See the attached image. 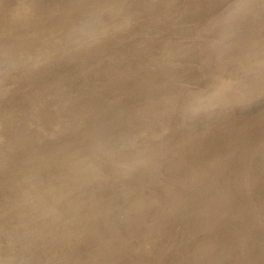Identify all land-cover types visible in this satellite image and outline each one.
<instances>
[{
	"label": "rangeland",
	"instance_id": "1",
	"mask_svg": "<svg viewBox=\"0 0 264 264\" xmlns=\"http://www.w3.org/2000/svg\"><path fill=\"white\" fill-rule=\"evenodd\" d=\"M231 1L0 0V188L32 176L34 167H15L19 159L53 161L43 184L80 160L74 170L87 175L85 185L123 176L108 190V212L85 199L56 208L48 196L3 188L0 264H264V145L257 148L264 143V15L232 26L221 41L216 23ZM263 5L239 0L234 12L241 20L245 7ZM208 9L210 25L196 33ZM238 42L243 63L234 69L222 55ZM91 109L123 123L47 128ZM38 132L48 136L40 154ZM172 154L185 170L178 178L165 163ZM135 169L143 179L132 184ZM199 170L224 176L195 179ZM204 183L206 193L197 195ZM183 189L193 190L191 198ZM183 202L189 215L197 211L192 222L177 218ZM172 225L184 228L171 237L176 246H151Z\"/></svg>",
	"mask_w": 264,
	"mask_h": 264
},
{
	"label": "bare ground",
	"instance_id": "2",
	"mask_svg": "<svg viewBox=\"0 0 264 264\" xmlns=\"http://www.w3.org/2000/svg\"><path fill=\"white\" fill-rule=\"evenodd\" d=\"M242 1H244V0H241V2ZM4 2H5V0H2L1 5H4ZM246 2H245V4H246ZM238 3H239V0H232L225 7H223L222 10L220 9L221 11H223V16L218 21V23H216V25H218V29H217V32L216 33L218 35L217 38L220 39L221 41H225V40L228 39L227 36L230 34L229 32L232 31V28H233L232 26L238 25L240 22L242 24L249 23V22L254 21V20H256V19H258V18H260L261 16L264 15V5L261 6V7H259V8H254V9L253 8L252 9L251 8L250 9H247L248 8V6H247V7H245V11L243 10L244 8L241 11H239V12L244 11L243 15L241 14V20H240L237 17L238 13L237 12H234L236 10V8H237L236 6L238 5ZM216 12H218V11L217 10L215 12L212 11V15H215ZM210 13H211V10L208 9V10L203 11L197 17L198 21L196 23V29H197L196 30V33L198 31L204 30L205 28H207L210 25V22L212 20V17L210 16L211 15ZM167 27L168 26H166V28ZM256 27L258 28L257 25H256ZM261 30L262 29H260V31ZM248 31H250V30H248ZM248 31H246V32H248ZM249 35H251V34H249ZM193 42H195V41L192 40L191 44H193ZM195 43H194V45H195ZM220 45H218V46H220ZM222 47L213 48V51L220 50V49H222ZM263 52H264V50H261L260 53H259V56ZM222 57H225L226 58V61L225 62H229V63L236 62V64H235L236 67L234 69H237V68L240 69L241 64L243 63V61L241 60V42H238L236 44L231 45V47H229L223 53ZM224 65H226V64H224ZM199 68H201L202 70H205V72H211L209 66L205 62L200 63L199 64ZM213 72L215 74H217V72L214 69H213ZM172 89H174V88H172ZM175 91L177 93V90H175ZM180 91H181V89H180ZM174 92H173V94H174ZM101 118H105V120L108 121V122L110 121V122H115V123H118V124L119 123H123V120L122 119H119L118 117H116L112 113H109V112L104 111V110H99V109H91V110H86L84 112L78 113L77 115L72 116V117H69V118H66V119L57 120V121L53 122L52 124H49L47 128L49 130H51V127H54V126H59V127H62V128H70L72 126H75L76 124L92 125L93 123H95L97 120H100ZM81 127H83V126H81ZM38 135H39V137L36 139V141L34 143L33 142L32 143H33L34 147L39 148L38 149V153L40 154L39 150L41 151V153H42V150H43L40 145H41L42 142H44V141H46L48 139V136H46L45 132H38ZM220 139H219V141H220ZM222 139H224V138H222ZM246 139L247 140L250 139V142L251 143H253V141L256 140V139H252V138H246ZM95 140H94V142H92L93 144L96 142ZM48 141H51V139L48 140ZM54 141L56 142V139H54ZM219 141H218V143H219ZM51 142H46V143H49V146H53V142H52V144H51ZM57 142H60V141H57ZM261 145H264V143L262 141L258 142L257 148H259V147L262 148ZM40 147H41L42 150L40 149ZM120 147L121 146L118 145V146H116V149H114V150H118ZM224 147H225V145H224ZM29 148L30 147H28V149ZM53 148L54 147H52V149ZM27 153L30 155L31 152L27 151ZM24 154L25 153L23 152V156H24ZM28 154H25L27 156V159H28ZM36 154H35V156H36ZM115 156H118L121 159V161L122 160H125V158H124L123 155H115ZM224 156H227V155H225V153H224ZM19 158H21V157H19ZM19 158L16 157L17 160ZM23 158H25V156ZM143 158H144L143 156L138 157L137 158V162L139 163V160L138 159L141 160ZM49 159L50 158H43V159L38 158V159H35V161H30V164L26 163V159H25V162L24 161H21V159H19L20 162L15 161L16 162V164H14L15 167L20 168L22 171H28V170H31L34 167V170H32V172H31L32 176H30L29 177L30 179H28V180L26 178H23L20 182H18L16 184H13L11 186H8V187H3V188H5L6 190L7 189L8 190L9 189H14L15 191H18V192L22 193L23 195H27V196H28L29 193H33L30 197H32V198L38 197V200H39V194L40 195H43V196H48L52 200L51 206H56V208H59V206H62V205L67 206V207L70 206L69 208H72L73 206L75 207V206L79 205V203H81V205H82V204H84V201H82L81 199H85V202L87 200H92V203H96V202H98V201L103 200V199L106 198V195L107 194L104 191L105 188L100 193L97 192L99 189H101L103 187V183L104 182H102V183L99 182L98 184H91V185L86 184L85 185V183H83V180L86 179L87 175L86 174L84 175V172H79V171L76 172L75 171L77 169V167L79 166V163L81 162V160L72 163V165H69L68 168H67V170H66V172L64 174L55 175L54 178L50 177L49 184H43L41 182L42 177L45 174H50V173L52 174V168L54 166L53 165V161H51ZM63 159L60 160V164H62V163L65 162ZM30 160H31V158H30ZM28 161H29V159H28ZM130 162L136 163V162L132 161L131 159H130ZM12 167L10 169H12ZM95 167L96 166H94L92 168H95ZM205 167L207 168V166H205ZM204 170L206 172V169H204ZM204 170H202V171L199 170V172H202L203 175L201 174L202 176H196L195 179H204L206 177V178H209L208 180L213 181L215 179H219V178H221V177L224 176V174H222V173H221V175L220 174H213L212 173L213 175H209L208 174V176H207V174L204 173ZM13 171H15V170H13ZM143 171H146V167H145V169L143 168ZM5 172H7V171H5ZM11 172H12V170L10 171V174H11ZM199 172H198V174H199ZM214 172H216V170ZM7 173H6V175L9 174V173L8 174ZM115 173H116L115 176H112V178H110L111 176H109L105 180L107 190H109L111 188L112 181H114V180H122L123 179V176L121 174H117V171ZM2 176H3V174H2ZM205 180H207V179H205ZM199 182H201V181H199ZM173 187H175L174 188L175 190L180 188V187H178V186L175 185V186L169 187L168 189L173 188ZM3 188H0V192H2L4 190ZM205 188L208 189V184H206V183H204V186L198 187L195 190V192H197V195L200 194V193L205 194L206 193V191H205L206 189ZM82 189H85V193H83L80 196L76 197L74 200H71V199L69 200L68 199L69 194H71L73 192V190H75L74 191V193H75L78 190H82ZM5 191H4L3 194H5ZM183 191H184L183 193H185L184 196L187 199L188 198H191V191H193V190L183 189ZM140 195L146 197V193H142ZM72 196H71V198L73 199ZM65 199H66L67 204H64L63 203V201H65ZM1 200L2 199H1V195H0V201ZM187 204H188L187 202H183V204L179 205L182 208V211L179 213V215L177 216V218H181V219H184V220H186V219L189 220V218H191V216H193L197 212V211H194L195 213L193 215L192 214L189 215V212L188 211H190L191 209H186L187 208ZM164 215H166V213H164L163 216ZM76 219H78V218H76ZM171 219L173 221L172 224L175 225L176 224L175 220L173 218H171ZM159 221H160V219H156L155 223L156 222H159ZM189 222H192V221L189 220ZM195 223L197 225V222H195ZM174 225H172L171 228L169 227L170 230H168V231H171L172 233L169 234L168 231H167L168 233L165 232L166 234L160 238L159 243H153L151 246H153V247L158 246L159 251H162V252L163 251H167V248H169V247L172 248V246H176L175 244H177V243L174 242L175 243L174 244L172 242L173 240H171V237H173V235H175V234L177 236L179 234H181L184 231V228H180L179 229V233H178V231H176L173 228ZM196 225H195V227H196ZM164 240H168V242L165 243ZM165 246H168L166 248V250L164 248ZM175 251H176L175 248H174L173 251H168L166 253V256H170L169 258L175 256L174 254H172V253H175ZM170 254H172V255H170Z\"/></svg>",
	"mask_w": 264,
	"mask_h": 264
},
{
	"label": "water",
	"instance_id": "3",
	"mask_svg": "<svg viewBox=\"0 0 264 264\" xmlns=\"http://www.w3.org/2000/svg\"><path fill=\"white\" fill-rule=\"evenodd\" d=\"M128 148V147H127ZM129 153V149H127V151H126V155ZM96 156H98L99 157V154L97 153V155ZM165 163L168 165V168L169 169H171V170H173V172H175L176 173V178H178V177H180V175L183 173L184 174V169H182L181 167H180V164H179V159L177 158V156H176V154H172V155H170L169 157H167L166 159H165ZM165 167V165L164 166H162V168H164ZM99 168V166L97 165V169ZM139 169H135V172L137 173V171H138ZM92 172V171H91ZM139 172H140V174H139ZM92 174V173H91ZM141 174H142V172L141 171H138V173H137V179L135 180V181H133L132 182V184L133 183H135V182H138L140 179H143L142 178V176H141ZM89 180V184L91 185V183H92V181H93V178L91 177L90 179H88ZM150 181V180H149ZM151 182V181H150ZM101 183V182H100ZM93 184V183H92ZM105 188V192H106V196H107V198H105L104 200H102V201H98V202H96V203H94V204H92V205H95V204H102L100 207H97L96 208V211H98V210H100V209H104L106 212H108L107 211V207H106V203L108 202V198H109V191L107 190V188H106V183L104 182L103 183V187L101 188V189H99L97 192L98 193H100L103 189ZM74 191L75 190H73V192L71 193V194H69V196H68V199L70 200H74V199H72L71 198V196L74 194ZM88 201H90V202H92V200H87L86 202H88ZM66 204H67V202H66ZM105 204V205H104ZM90 206V205H89ZM70 207V206H69ZM74 207V206H73ZM72 207V208H73ZM110 216V215H109ZM128 216H129V218H131L132 217V215H129V214H127V219H128ZM51 217H52V215H51ZM110 218H111V216H110ZM57 219H56V217H54V222L56 221ZM76 222H77V220H75ZM89 221H91V219H88V218H84L83 219V223L84 222H89Z\"/></svg>",
	"mask_w": 264,
	"mask_h": 264
}]
</instances>
